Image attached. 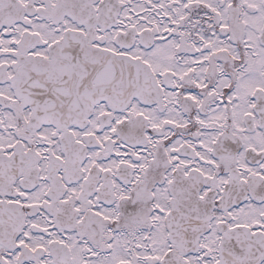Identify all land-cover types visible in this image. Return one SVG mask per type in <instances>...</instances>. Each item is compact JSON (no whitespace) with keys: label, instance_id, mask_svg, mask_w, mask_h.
Here are the masks:
<instances>
[{"label":"snow or ice","instance_id":"obj_1","mask_svg":"<svg viewBox=\"0 0 264 264\" xmlns=\"http://www.w3.org/2000/svg\"><path fill=\"white\" fill-rule=\"evenodd\" d=\"M0 264H264V0H0Z\"/></svg>","mask_w":264,"mask_h":264}]
</instances>
